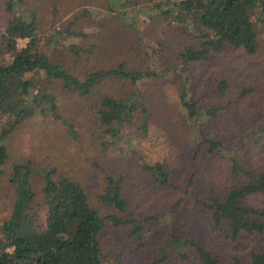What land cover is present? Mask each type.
Returning a JSON list of instances; mask_svg holds the SVG:
<instances>
[{
  "label": "trees",
  "instance_id": "16d2710c",
  "mask_svg": "<svg viewBox=\"0 0 264 264\" xmlns=\"http://www.w3.org/2000/svg\"><path fill=\"white\" fill-rule=\"evenodd\" d=\"M4 1L8 20L0 35V175L5 174L4 166L10 159V134L38 114L60 120L70 140L78 142L82 138L74 120L60 112V101L66 97L80 104L79 123H85V133L105 152L121 142L130 144L129 157L134 160L138 181L155 175V183L171 186L175 168L160 161L144 160L141 153V140L149 135L152 122L139 84L165 73L152 66L133 63L127 67L120 63L76 74L64 63L53 60L48 41L40 32L36 11L18 9L24 8L22 0ZM148 1L157 16L172 20L199 40L197 45L188 44L181 49L179 67L168 74L182 70L178 74L189 79L197 65L213 62L228 46L242 47L248 54L259 51L264 32V0ZM66 31L68 35H83L70 27ZM19 39H26V44L19 46ZM165 46L161 41L160 45H153V52L163 51ZM69 48L76 55L84 50L75 43ZM112 80L133 87L114 94L105 90ZM255 88L246 87L239 96L244 98ZM229 90V80L220 77L210 94L214 101H209L204 93L193 92L188 83L179 90L177 104L184 110L185 120H195L200 131L197 155L203 147L213 154L221 147V140L211 137L200 121L217 117L232 105L233 99H227ZM240 141L231 157L226 192L220 194L212 189L206 199L194 191L192 194L200 208L210 215L215 231L236 243L239 253L233 256L232 264H264V244L259 243L264 240V206L249 201L251 196L264 194V166L253 157L256 150H264V121L242 134ZM128 151L121 154L127 156ZM57 170L53 167L43 173L46 212L42 214L34 206L37 193L33 175L37 170L30 160L12 164L8 182L13 204L9 214L0 220V264H124L111 260L99 239L108 223L120 228L135 248L142 252L146 249L149 243L145 220L136 215L125 196L127 173L107 175L97 196L98 204L91 200L80 179L63 176L56 180ZM193 179L194 176L190 178L191 185ZM179 243L182 246L177 252L183 260L192 264H224L221 256L188 233H173L167 245ZM171 256L172 252L166 249L152 264Z\"/></svg>",
  "mask_w": 264,
  "mask_h": 264
},
{
  "label": "rangeland",
  "instance_id": "374dc122",
  "mask_svg": "<svg viewBox=\"0 0 264 264\" xmlns=\"http://www.w3.org/2000/svg\"><path fill=\"white\" fill-rule=\"evenodd\" d=\"M22 2L24 8L18 9L33 10L38 14L40 32L48 41L53 60L64 63L76 74L83 75L91 68H108L120 63H126L127 67L133 63L152 66L157 72L165 73L139 84L152 122L149 135L141 140V153L144 160L167 163L175 169L171 186L155 183V175L138 181L134 160L129 157L130 144L121 142L112 151L105 152L85 133V123H79L80 104L64 97L60 101V112L65 118L74 120L82 138L78 142L70 140L60 120L41 114L16 127L7 141L10 159L4 166L5 174L0 175V220L12 209L13 193L8 178L15 162L30 160L37 170L33 175L37 193L34 206L42 214L46 212L45 170L56 167V180L63 176L80 179L94 203H98L97 196L107 182V175L127 173L125 196L136 215L145 220V237L149 245L142 252L120 228L108 223L99 239L111 260H121L124 264H152L167 249L172 256L166 261L158 260L157 264H192L178 254L180 243L167 245L176 232L199 239L221 256L224 264H232L233 256L239 253L236 243L232 244L224 234L215 231L210 215L200 208L192 192L202 199H206L212 189L224 194L230 183L231 157L241 144L240 136L264 121V32L256 54H248L242 47L228 46L213 62L197 65L186 79V75L178 74H182V70L178 69L177 74L168 73L179 67L181 49L188 44L197 45L199 40L194 34L185 33L172 20L157 16L148 0ZM7 20L5 1L0 0V35ZM69 27L83 35H68L66 29ZM26 41L19 39V46H24ZM161 41L166 44L164 50L154 53L153 45H160ZM73 43L83 47L81 55L69 48ZM218 77L229 80L227 99L232 98L233 103L217 117L200 121L211 137L221 140V147L214 154L203 147L197 155L200 131L195 120H185L184 110L177 104L179 90L188 83L193 92L204 93L211 101L210 94ZM251 86L256 87L253 92L244 98L239 96L244 88ZM132 87L130 83L112 80L105 90L121 94ZM124 151H128V157L121 154ZM253 157L256 163L264 166V150H256ZM249 201L263 207L264 194L251 196ZM259 243L264 244V240Z\"/></svg>",
  "mask_w": 264,
  "mask_h": 264
}]
</instances>
